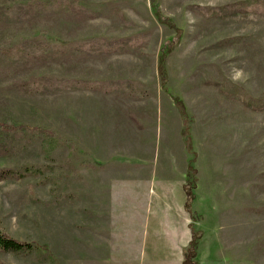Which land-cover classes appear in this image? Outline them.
<instances>
[{
  "label": "rangeland",
  "instance_id": "obj_1",
  "mask_svg": "<svg viewBox=\"0 0 264 264\" xmlns=\"http://www.w3.org/2000/svg\"><path fill=\"white\" fill-rule=\"evenodd\" d=\"M79 1L100 16L57 12L25 24L0 21V45L42 35L62 46L138 33H148V40L116 55L72 53L22 66L0 50V119L52 127L79 148L72 157L78 173L59 192L50 171L0 182V228L47 245L32 253L0 251V264H179L193 222L183 188L192 155L175 98L191 118L198 154L193 209L204 234L198 262L264 264V0ZM227 4L238 8L225 17L207 16L205 8ZM159 14L181 29L179 41ZM172 37L165 81L160 58ZM39 75L130 79L134 93L58 88L28 94L15 88L16 81ZM69 155L60 146L48 158L37 138L0 157V168L50 167ZM86 160L97 166L81 165ZM56 195L58 203H49Z\"/></svg>",
  "mask_w": 264,
  "mask_h": 264
},
{
  "label": "trees",
  "instance_id": "obj_2",
  "mask_svg": "<svg viewBox=\"0 0 264 264\" xmlns=\"http://www.w3.org/2000/svg\"><path fill=\"white\" fill-rule=\"evenodd\" d=\"M233 8H238V6L227 4L222 7L212 6L205 9L211 10V15L208 14L207 16L225 17L224 15L229 14ZM57 12H66L70 15L80 14L89 18L100 16L97 11L84 6L79 0H29L26 3L16 2L12 5L1 4L0 21L7 25L17 23L25 24L38 17L51 15ZM159 17L177 31L176 36L179 41L181 38V29L174 24L171 18H166L165 20L161 14H159ZM147 40L148 33H138L113 40L104 37H92L82 41L69 42L62 46L58 43H53L47 38V36L42 35L25 39L15 44H10L5 40L4 43L0 45V50L2 55L8 59L9 63L16 66H22L31 61H48L55 57H61L72 53L85 54L92 57L116 55L125 52L128 49L140 47L146 43ZM173 42L172 37L168 43H166V46L163 47L162 56L160 58V71L165 81L166 71L164 63L167 54L172 49L171 45ZM60 80L39 75L31 76L24 80H18L14 85L19 91L28 94H45L54 92L55 90H63L58 88L89 89L93 92L103 94H133V88L135 85L130 79H107L96 82L69 78L64 81ZM240 98L242 100L246 99L243 96H240ZM175 100L183 120L182 135L184 137L185 147L192 155L187 163V176L183 185L186 194L185 209L190 213L193 220V222L190 223L192 236L191 240L184 248L182 264H199L198 250L203 241L204 234L195 223L198 214L195 213L193 209V203L196 198L195 190L198 182V168L196 166L198 154L194 149L191 118L188 116L183 102L178 98H175ZM245 102L248 101L245 100ZM37 138L42 139V148L48 158H52V153L60 146L66 147L69 150L70 155L64 161L52 164L50 167L43 164L1 167L0 182L22 180L28 175L37 177L43 175L46 171H50L54 172V174L49 177L53 184H55L53 190L59 192L62 189L65 180L69 179L70 174L78 173V169L76 168V165H74L75 163L72 159V157L77 159L79 154V148L76 146L75 141L58 134V132L52 127L26 123L11 117L0 119V157L17 154V152L24 150L25 144H32ZM82 164L92 168L97 166L95 163L88 160L83 161L81 165ZM59 199L60 197L56 195L49 201V203L52 202L56 204ZM46 248L47 245L44 244L40 245L35 242L22 241L14 238L0 228V251L10 253H32L37 249L46 250ZM41 258L44 261L48 256L42 255Z\"/></svg>",
  "mask_w": 264,
  "mask_h": 264
},
{
  "label": "crops",
  "instance_id": "obj_3",
  "mask_svg": "<svg viewBox=\"0 0 264 264\" xmlns=\"http://www.w3.org/2000/svg\"><path fill=\"white\" fill-rule=\"evenodd\" d=\"M185 202H186V198H185ZM185 202H184V208H185ZM187 212H188V211H187ZM188 213H189V212H188ZM190 223H191V222H190ZM190 223L188 224V227H189V229H190V238H189V240H187L186 243H184L183 245H181V256H182V258H181L179 264H182L184 248H185V246L189 243V241L191 240L192 233H191ZM147 235H148V233H147ZM145 243L147 244L148 242L145 241ZM144 248H145V247H144ZM144 253H146V250H145ZM198 254H199V250H198ZM199 264H201V261L199 262ZM217 264H218V263H217Z\"/></svg>",
  "mask_w": 264,
  "mask_h": 264
}]
</instances>
